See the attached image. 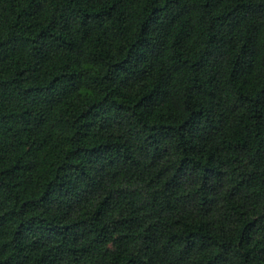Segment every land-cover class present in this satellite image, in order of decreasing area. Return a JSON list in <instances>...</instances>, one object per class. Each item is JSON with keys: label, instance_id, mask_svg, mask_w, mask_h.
<instances>
[{"label": "trees", "instance_id": "16d2710c", "mask_svg": "<svg viewBox=\"0 0 264 264\" xmlns=\"http://www.w3.org/2000/svg\"><path fill=\"white\" fill-rule=\"evenodd\" d=\"M0 264H264V0H0Z\"/></svg>", "mask_w": 264, "mask_h": 264}]
</instances>
